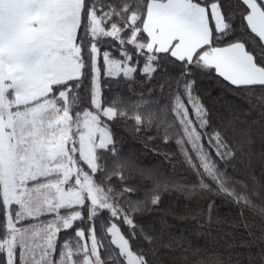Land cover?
Returning <instances> with one entry per match:
<instances>
[{
    "label": "snow or ice",
    "instance_id": "1",
    "mask_svg": "<svg viewBox=\"0 0 264 264\" xmlns=\"http://www.w3.org/2000/svg\"><path fill=\"white\" fill-rule=\"evenodd\" d=\"M0 264H264V0H0Z\"/></svg>",
    "mask_w": 264,
    "mask_h": 264
},
{
    "label": "trees",
    "instance_id": "2",
    "mask_svg": "<svg viewBox=\"0 0 264 264\" xmlns=\"http://www.w3.org/2000/svg\"><path fill=\"white\" fill-rule=\"evenodd\" d=\"M137 89L140 88V85L137 84L136 85ZM111 99H115V100H125L127 101L128 100V92L127 90H124V89H121L119 91H115L113 93H108L107 94ZM262 101H259V97L257 96L256 98H253L252 100V104L255 106L254 107V111H256L257 115L259 114V103H261ZM255 118V117H253ZM174 143V141H173ZM127 146L128 147H132L133 145L131 144V142H127ZM169 149H166V148H161V160H163V153L164 152H168ZM152 163H159V161H152ZM165 164H167V161H164ZM171 167V165H169V168ZM175 205H174V199L171 198V197H168V196H165V199H164V204L162 205V208L164 210H167L168 208H173ZM219 215L223 218V223H220V224H214L213 225V231L215 232H220V233H223L225 231H228L229 229V225L227 223L228 219H230L231 217L228 215L227 213V210L222 208L219 212ZM233 215H234V210H233ZM214 216V221H215V216H216V213L213 214ZM185 223H189L191 224L193 227H195V221L189 219L187 221H185ZM78 225H79V222H78ZM85 226H87V224H85ZM97 230L99 232V223H97ZM236 231V235H240V231H237V230H234ZM105 232H106V229H105ZM65 236L67 237L68 234H65ZM101 251H103V249H101Z\"/></svg>",
    "mask_w": 264,
    "mask_h": 264
},
{
    "label": "rangeland",
    "instance_id": "3",
    "mask_svg": "<svg viewBox=\"0 0 264 264\" xmlns=\"http://www.w3.org/2000/svg\"><path fill=\"white\" fill-rule=\"evenodd\" d=\"M61 242H63V241H61ZM75 243V238H74V235L73 236H71L70 238H69V245L71 246L72 244H74Z\"/></svg>",
    "mask_w": 264,
    "mask_h": 264
}]
</instances>
